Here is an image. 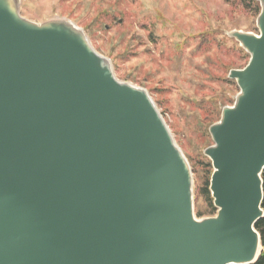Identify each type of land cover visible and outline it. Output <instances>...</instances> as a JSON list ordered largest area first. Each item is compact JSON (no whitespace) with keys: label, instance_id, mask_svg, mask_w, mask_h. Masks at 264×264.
Masks as SVG:
<instances>
[{"label":"water","instance_id":"1","mask_svg":"<svg viewBox=\"0 0 264 264\" xmlns=\"http://www.w3.org/2000/svg\"><path fill=\"white\" fill-rule=\"evenodd\" d=\"M240 88L210 126L215 216L149 92L85 31L0 0V264H253L263 251L264 0Z\"/></svg>","mask_w":264,"mask_h":264},{"label":"rangeland","instance_id":"2","mask_svg":"<svg viewBox=\"0 0 264 264\" xmlns=\"http://www.w3.org/2000/svg\"><path fill=\"white\" fill-rule=\"evenodd\" d=\"M258 0H21L35 22L68 19L81 27L116 77L145 88L186 156L198 219L217 213L214 170L205 154L210 126L232 106L240 88L229 77L250 54L229 32L259 34Z\"/></svg>","mask_w":264,"mask_h":264},{"label":"trees","instance_id":"3","mask_svg":"<svg viewBox=\"0 0 264 264\" xmlns=\"http://www.w3.org/2000/svg\"><path fill=\"white\" fill-rule=\"evenodd\" d=\"M262 177H263V188H264V171H263ZM262 207L264 208V199H263V202H262ZM256 229L261 234L263 251H262L261 255L259 256L258 260L255 263H253V264H264V217L260 218L257 221Z\"/></svg>","mask_w":264,"mask_h":264}]
</instances>
